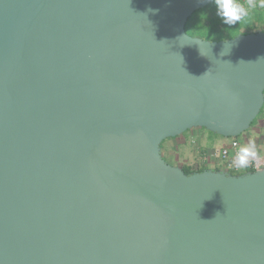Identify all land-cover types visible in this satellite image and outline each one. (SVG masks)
Segmentation results:
<instances>
[{
	"label": "water",
	"instance_id": "water-1",
	"mask_svg": "<svg viewBox=\"0 0 264 264\" xmlns=\"http://www.w3.org/2000/svg\"><path fill=\"white\" fill-rule=\"evenodd\" d=\"M210 1L0 0V264H264V168L162 156L264 107V30L190 35Z\"/></svg>",
	"mask_w": 264,
	"mask_h": 264
},
{
	"label": "crops",
	"instance_id": "crops-1",
	"mask_svg": "<svg viewBox=\"0 0 264 264\" xmlns=\"http://www.w3.org/2000/svg\"><path fill=\"white\" fill-rule=\"evenodd\" d=\"M212 136L204 127H194L183 134L168 139V160L174 165L190 168H220L222 163L215 151L228 145L231 138L221 135ZM224 138V139H223ZM240 146L252 141L257 150L264 152V111L256 122L243 134L237 137ZM209 140H217L220 146L211 150L208 147Z\"/></svg>",
	"mask_w": 264,
	"mask_h": 264
},
{
	"label": "clouds",
	"instance_id": "clouds-1",
	"mask_svg": "<svg viewBox=\"0 0 264 264\" xmlns=\"http://www.w3.org/2000/svg\"><path fill=\"white\" fill-rule=\"evenodd\" d=\"M215 5L217 15L222 19L225 25L229 26L236 25L243 21L246 17H248L249 10L257 6L255 0H215ZM259 6L264 8V0H260ZM181 39H186V36L177 37L178 41ZM225 54L226 53H224V51L221 52V55ZM258 160L259 154L256 144L249 141L248 143L238 147L233 159V164L237 169H244L247 168L253 161ZM217 215H219V213Z\"/></svg>",
	"mask_w": 264,
	"mask_h": 264
},
{
	"label": "trees",
	"instance_id": "trees-1",
	"mask_svg": "<svg viewBox=\"0 0 264 264\" xmlns=\"http://www.w3.org/2000/svg\"><path fill=\"white\" fill-rule=\"evenodd\" d=\"M255 3L257 6L249 10L248 17H246L243 21L239 22L236 25H233V26L225 25L222 19L218 15H215L213 17L207 18V26L204 25V27H202V28H205V30L196 29L193 27L191 28H193L196 31L197 36L206 38V35L208 33L211 34L212 32H214V33H218L219 35H223L224 39L232 38L239 33H249L252 31H257L259 29L264 30V8L259 6L260 0H255ZM194 13L191 16H189L186 22L185 27H186L187 32L190 28V21ZM216 39H223V38H216ZM263 111H264V107L261 110L260 116L261 114H263ZM257 119L253 121L252 125L256 122ZM182 168L187 174H191L195 171H201V170L206 169V167L190 168V167H185V166H183ZM214 169H220V168L214 167Z\"/></svg>",
	"mask_w": 264,
	"mask_h": 264
},
{
	"label": "rangeland",
	"instance_id": "rangeland-1",
	"mask_svg": "<svg viewBox=\"0 0 264 264\" xmlns=\"http://www.w3.org/2000/svg\"><path fill=\"white\" fill-rule=\"evenodd\" d=\"M215 15H217V9H216V5H215V0H212V1H210V3L206 7L199 9V10H196V12L194 13V15L192 16V19L190 21V28L188 30V33L190 35L197 36L196 31L193 28L205 30V28H202V27H204V25L207 26V18L213 17ZM200 22H202V23H200ZM191 27H193V28H191ZM216 38H223L224 39L223 35H219L218 33H214V32H212L211 34L208 33L206 35L205 39L222 40V39H216ZM225 39H228V38H225ZM207 131L209 133H211L212 136L218 137L216 135H219V134H216V133L211 132L209 130H207ZM227 138H229V137H227ZM168 139L169 138L165 139V141L161 144V149H162L163 158L167 162L170 163V161L168 160ZM207 144H208L209 149H211V150L217 149L220 146V142L217 140H209Z\"/></svg>",
	"mask_w": 264,
	"mask_h": 264
},
{
	"label": "built area",
	"instance_id": "built-area-1",
	"mask_svg": "<svg viewBox=\"0 0 264 264\" xmlns=\"http://www.w3.org/2000/svg\"><path fill=\"white\" fill-rule=\"evenodd\" d=\"M239 146V140L237 138H231L228 145L222 146L215 151V154H217L222 161V163L220 164V169L228 170L232 173L239 174L247 171H253L264 168V152L258 151V161H253L247 168L237 169L233 164V159Z\"/></svg>",
	"mask_w": 264,
	"mask_h": 264
}]
</instances>
